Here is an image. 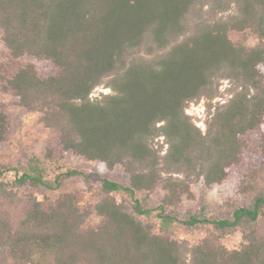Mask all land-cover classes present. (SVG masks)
<instances>
[{
    "label": "trees",
    "instance_id": "1",
    "mask_svg": "<svg viewBox=\"0 0 264 264\" xmlns=\"http://www.w3.org/2000/svg\"><path fill=\"white\" fill-rule=\"evenodd\" d=\"M0 29L11 55L0 90L58 132L43 155L0 163V264H264V187L230 217L180 210L196 179L227 180L257 134L264 144V0H0ZM248 29L253 46L230 36ZM26 55L54 73L15 68ZM224 79L234 95L204 131L187 108L216 98ZM102 85L112 92L92 96ZM10 128L3 107L0 146ZM69 152L121 164L130 181L68 167ZM75 176L95 186L92 201L37 193ZM178 227L207 236L190 244ZM237 234L229 249L222 240Z\"/></svg>",
    "mask_w": 264,
    "mask_h": 264
},
{
    "label": "rangeland",
    "instance_id": "2",
    "mask_svg": "<svg viewBox=\"0 0 264 264\" xmlns=\"http://www.w3.org/2000/svg\"><path fill=\"white\" fill-rule=\"evenodd\" d=\"M238 13L237 6L223 14L224 18ZM231 38L247 46H253L259 42L258 35L251 29L246 31L232 30ZM34 63L42 77L54 73V65L50 60L40 59L35 56L26 55L14 63L15 68L25 63ZM11 63L10 50L6 47L2 30L0 29V64ZM112 89L99 86L93 92L92 96H101L102 93H111ZM234 95V88L230 79L222 80L219 95L214 99L206 97L192 102L187 108V112L193 117L196 124L207 129V122L210 113L217 106L226 104ZM8 112L11 118V128L9 139L0 146V163L17 165L27 155L41 156L47 148L56 145L58 132L47 127L41 121V112L31 111L25 106L18 104L17 98L12 93H5L0 90V110L2 108ZM264 136V130H263ZM262 134L255 137V145L249 150L247 164L236 168L231 176L221 182L213 185H207L203 178L196 179L192 185V195L185 197L181 204V214L191 211L204 214L206 216H232L234 207L249 203L253 194L258 192L259 188L264 187V149L261 143ZM164 137H161V143H164ZM168 144H165V148ZM68 167L78 168L86 172H99L103 176L119 181L129 183L130 175L121 164L114 168H109L107 164L99 160L86 159L74 152H69L64 159ZM246 171H253L254 174L244 177ZM95 186L90 187L80 176L68 179L59 190L40 189L37 193L40 197L44 194L51 197H57L62 192L81 191L85 195L86 201H92L95 197ZM162 192L158 196H161ZM121 199V196L119 197ZM151 218L157 221L154 215ZM175 236L178 239L186 240L190 244H195L207 236L206 228L187 230L181 227L174 229ZM222 242L229 248H239L243 242L242 234L227 237Z\"/></svg>",
    "mask_w": 264,
    "mask_h": 264
}]
</instances>
